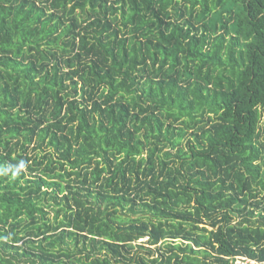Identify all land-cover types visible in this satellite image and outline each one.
Wrapping results in <instances>:
<instances>
[{
  "label": "trees",
  "instance_id": "16d2710c",
  "mask_svg": "<svg viewBox=\"0 0 264 264\" xmlns=\"http://www.w3.org/2000/svg\"><path fill=\"white\" fill-rule=\"evenodd\" d=\"M239 256L264 262V0H0V264Z\"/></svg>",
  "mask_w": 264,
  "mask_h": 264
},
{
  "label": "rangeland",
  "instance_id": "374dc122",
  "mask_svg": "<svg viewBox=\"0 0 264 264\" xmlns=\"http://www.w3.org/2000/svg\"><path fill=\"white\" fill-rule=\"evenodd\" d=\"M50 215H51V218H53L54 211H52ZM200 226H204V224L201 223ZM205 226L209 227V229H212V227L210 225H205ZM146 239L147 238H144V240H146ZM141 241H143V240H140V242ZM236 264H264V262H258L256 260L248 258L247 256H239L237 261H236Z\"/></svg>",
  "mask_w": 264,
  "mask_h": 264
}]
</instances>
